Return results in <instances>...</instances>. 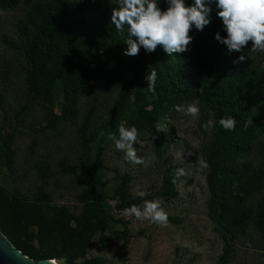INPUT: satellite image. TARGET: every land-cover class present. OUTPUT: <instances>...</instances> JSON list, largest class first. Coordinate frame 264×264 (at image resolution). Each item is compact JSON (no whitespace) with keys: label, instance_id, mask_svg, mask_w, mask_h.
Instances as JSON below:
<instances>
[{"label":"trees","instance_id":"obj_1","mask_svg":"<svg viewBox=\"0 0 264 264\" xmlns=\"http://www.w3.org/2000/svg\"><path fill=\"white\" fill-rule=\"evenodd\" d=\"M158 5L168 7L166 0ZM116 6V0H0V177L14 181L13 186L0 182L1 230L36 260L109 264L104 255L89 252L99 232L124 222L112 209L177 196L185 176L173 183V174L182 166L164 165L175 142L171 121L180 114L176 105L199 101L208 214L224 241L220 264L231 263L237 243L252 230L264 249V54L251 52V42L244 53H229L215 38L227 33L213 0L211 22L202 31L193 26L188 51L169 54L158 46L149 53L141 47L138 55H125L127 28L117 32L111 24ZM16 11L11 21L2 16ZM241 54L249 58L234 63ZM152 71L155 91L145 79ZM229 116L236 127L226 131L219 120ZM209 119L214 126L205 128ZM121 124L138 129L134 146L153 141L164 166L159 189L143 198L132 191L130 172L108 176L106 171V150L114 145L108 136L118 135ZM25 138L30 156L23 162L18 148ZM65 149L59 159L57 152ZM31 171L39 180L32 197L17 184ZM68 175L86 185L79 213L56 202V190L64 187L59 178ZM124 223L122 247H127L132 235ZM107 238L102 241L108 246L113 241Z\"/></svg>","mask_w":264,"mask_h":264},{"label":"rangeland","instance_id":"obj_2","mask_svg":"<svg viewBox=\"0 0 264 264\" xmlns=\"http://www.w3.org/2000/svg\"><path fill=\"white\" fill-rule=\"evenodd\" d=\"M18 11L2 13L6 20H13ZM8 21V22H9ZM12 24L6 26L9 31ZM2 45L0 43V50ZM203 119L202 112L197 118L187 117L180 113L177 119L172 120L175 124V142L165 154V164H180L187 172V175L178 185V194L174 198L162 199L163 207L168 216H175L180 222L171 220L164 226L151 223L149 220H140L134 216L127 215L125 211L112 209L116 218H122L127 223V228L132 235L131 242L127 247L124 244L123 229L125 223L115 225L109 224V228L99 232L94 239V245L89 252L91 255H104L109 264H220V257L224 249V241L213 229V223L208 214V199L210 190L207 184L208 167H201L197 160L203 161L201 146L204 141V133L199 129L198 124ZM43 140L42 136H39ZM67 141V139H66ZM149 144H142L143 147H136L138 156L143 158L142 164L133 165L124 159V153L117 151L114 145H109L105 155V166L108 176L119 170L121 173L130 172L134 179L132 191L138 194L139 191L153 192L159 189L162 184V166L158 161L156 152ZM55 150L53 141L49 143ZM57 152L60 159L67 153ZM20 161H26L30 156V139L20 141L18 148ZM191 153V155H189ZM204 162V161H203ZM27 164V163H25ZM79 175L82 171L79 170ZM63 188L56 190V202L69 206L74 213L83 209L79 201V194L86 185L83 179L72 177H60ZM0 182H9L12 186L14 181L9 177H0ZM17 184L24 193L32 197L38 190L39 180L35 172L31 171L26 178L17 181ZM107 235L105 245L102 237ZM65 264L64 260H58ZM230 264H264V249L261 247L260 234L252 230L250 234L237 243L235 257Z\"/></svg>","mask_w":264,"mask_h":264},{"label":"clouds","instance_id":"obj_3","mask_svg":"<svg viewBox=\"0 0 264 264\" xmlns=\"http://www.w3.org/2000/svg\"><path fill=\"white\" fill-rule=\"evenodd\" d=\"M209 0H194L189 5L185 0H166L167 9L158 5V0H116L117 6L111 9V24L115 25L117 32H123L127 28V38L124 40L127 48L125 55L135 56L139 54L141 47L151 53L162 46L164 51L183 53L189 50L193 40L190 32L195 26L197 30H203L211 22V7ZM219 10L218 16L223 21V27L227 35L216 33L215 38L227 46L229 53L236 51L244 53V49L251 42L249 50L254 53L264 54V0H215ZM249 57L241 54L234 63H241ZM147 87L155 91L157 73H147ZM175 111L183 113L187 117L197 118L200 114L199 101H193L186 105H176ZM219 124L226 131L234 130L236 119L223 117ZM214 126L209 119L205 128ZM139 132L135 126L126 127L121 124L118 135L109 133L108 138L113 141L117 151L124 153V159L133 165L142 164L143 158L138 156L134 147L138 140ZM191 155V153H189ZM201 167H207L206 163L199 159L196 162ZM187 172L183 167L177 168L173 174V183ZM149 193L139 191L143 198ZM164 201L156 199H144L141 205L133 204L124 211L127 215L140 220H149L160 226L168 222V213L163 207ZM51 264H55L53 258Z\"/></svg>","mask_w":264,"mask_h":264},{"label":"water","instance_id":"obj_4","mask_svg":"<svg viewBox=\"0 0 264 264\" xmlns=\"http://www.w3.org/2000/svg\"><path fill=\"white\" fill-rule=\"evenodd\" d=\"M52 259L36 260L20 250L0 228V264H51ZM55 264H61L55 259Z\"/></svg>","mask_w":264,"mask_h":264}]
</instances>
